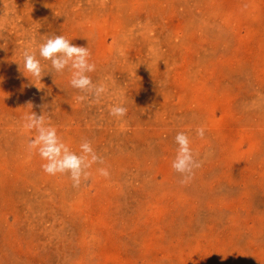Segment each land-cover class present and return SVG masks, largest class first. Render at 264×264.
<instances>
[{
    "label": "rangeland",
    "instance_id": "374dc122",
    "mask_svg": "<svg viewBox=\"0 0 264 264\" xmlns=\"http://www.w3.org/2000/svg\"><path fill=\"white\" fill-rule=\"evenodd\" d=\"M54 35L88 47L99 100L39 56ZM32 111L103 159L79 187L29 152ZM0 264H264V0H0Z\"/></svg>",
    "mask_w": 264,
    "mask_h": 264
},
{
    "label": "clouds",
    "instance_id": "9594fccd",
    "mask_svg": "<svg viewBox=\"0 0 264 264\" xmlns=\"http://www.w3.org/2000/svg\"><path fill=\"white\" fill-rule=\"evenodd\" d=\"M38 50L40 57L51 61L52 68L56 72H63L66 67H70L72 88L87 93L97 100L107 91L105 84H94L91 77L87 75L96 69L95 63L89 62L91 53L88 47L73 45L65 36L54 35L41 43ZM22 55L25 70L42 79L43 69L35 53L25 50ZM76 99L83 101L86 96L79 95ZM126 113L127 109L121 105H113L109 111V114L114 117H123ZM23 119L25 129H35L38 133L34 139L29 140L27 147L30 153L33 150H38L39 155L47 161L41 165L45 173L53 176L70 173L73 187H79L81 180H87L91 175L88 169L94 163H104L103 159L94 151L91 142L86 139L80 145L81 155L72 152L57 135L56 128L46 126L44 114L37 115L32 111L30 114H26ZM204 132L203 126L197 127L196 133L201 139L204 138ZM175 141L179 147L171 166L183 176L181 183H187L194 177V170L201 167L202 162L194 157L186 133H177ZM97 172L105 178L110 176L107 167L98 168Z\"/></svg>",
    "mask_w": 264,
    "mask_h": 264
},
{
    "label": "bare ground",
    "instance_id": "6f19581e",
    "mask_svg": "<svg viewBox=\"0 0 264 264\" xmlns=\"http://www.w3.org/2000/svg\"><path fill=\"white\" fill-rule=\"evenodd\" d=\"M75 96H77V95H75ZM71 98V97H70ZM96 105V104H95ZM224 115V114H223ZM94 123V122H93ZM97 127V126H96ZM117 135V134H116ZM110 140V139H109ZM7 143V142H6ZM136 144V143H135ZM78 151V150H77ZM152 151V150H151ZM79 155V154H78ZM68 175V174H67ZM69 179H70V177H69ZM67 182H68V180H67ZM58 183V182H57ZM71 183V182H70ZM29 193V192H28ZM67 194V193H66ZM27 196V195H26ZM13 197V196H12ZM26 202V201H25ZM37 203V202H36ZM24 206V205H23ZM30 207V206H29ZM34 215H35V213H34ZM25 217H27V216H25ZM24 219V218H23ZM11 226V225H10ZM55 230V229H54ZM3 232V231H2ZM27 235V234H26ZM32 236V235H31ZM36 236V235H35ZM4 238V237H3ZM11 238V237H10ZM16 239V238H15ZM14 239V240H15ZM12 240V239H11ZM33 240V239H32ZM31 240V241H32ZM7 241V240H6ZM5 241V242H6ZM25 241V240H24ZM8 242V241H7ZM19 242V241H18ZM10 243V242H9ZM19 244V243H18ZM64 246V245H63ZM28 247V246H27ZM8 248V247H7ZM71 248V247H70ZM15 249V248H14ZM21 249V248H20ZM21 251V250H20Z\"/></svg>",
    "mask_w": 264,
    "mask_h": 264
}]
</instances>
